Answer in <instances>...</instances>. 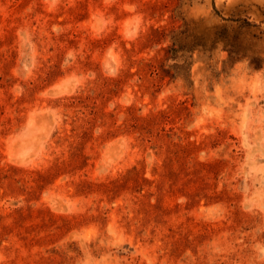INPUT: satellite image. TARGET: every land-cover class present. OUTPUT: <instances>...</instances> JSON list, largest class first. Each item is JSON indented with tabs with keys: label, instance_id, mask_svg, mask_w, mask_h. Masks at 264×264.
Wrapping results in <instances>:
<instances>
[{
	"label": "rangeland",
	"instance_id": "374dc122",
	"mask_svg": "<svg viewBox=\"0 0 264 264\" xmlns=\"http://www.w3.org/2000/svg\"><path fill=\"white\" fill-rule=\"evenodd\" d=\"M0 264H264V0H0Z\"/></svg>",
	"mask_w": 264,
	"mask_h": 264
}]
</instances>
